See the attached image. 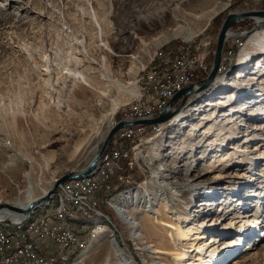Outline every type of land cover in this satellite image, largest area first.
Instances as JSON below:
<instances>
[{
    "label": "rangeland",
    "instance_id": "1",
    "mask_svg": "<svg viewBox=\"0 0 264 264\" xmlns=\"http://www.w3.org/2000/svg\"><path fill=\"white\" fill-rule=\"evenodd\" d=\"M202 1L211 10L219 11L203 32H198L201 21H189L185 30L188 34H193L191 40L179 35L159 44V36L143 35L141 39L139 35L134 42V53L131 54L137 58V62L132 57H118L117 49L114 50V40L121 37L120 32L125 33L121 38L130 40L128 32L135 12L145 9L153 11L158 2L0 0V205L12 203L18 197L24 198L29 183L38 195L55 179L86 169L94 156V146L84 150L85 143L96 133L97 141L101 140L99 150L102 148L111 131L108 130L107 122L103 121L104 117L109 115L114 126L124 120L122 112L139 95V84L146 77L147 69L155 57L165 54L167 49L200 42L203 53L212 63L219 31L227 14L231 11L264 10V0H231L226 8H223L226 0ZM94 10L101 19L102 27L94 19ZM253 27V21L245 20L235 28L239 32H245ZM249 36L228 43L226 53L232 43L235 48L227 69H220L216 81L207 91L188 100L182 112L186 116L183 124L173 122L174 120L165 123L158 131L148 130L132 145L137 146L134 153L140 166L134 170L127 167L126 173L131 176L129 182H116L114 186L111 185L113 187L110 193H100V200L103 202L100 210L111 218L107 216L112 221L110 225H114L112 234L116 235L115 238L126 255L133 257L138 264H144L143 258L146 262L150 259L140 255L136 249L137 241L129 236L130 229L123 224L108 201L139 190L141 194H146L141 200L142 206L159 204L161 200L166 202L169 196L161 186L170 185L172 181L180 184L184 180L183 175L178 174L175 179L172 174L174 170H183L185 164L195 166L190 178L199 170L206 169V166L211 169L218 166L216 170L221 172L222 178L217 184L213 183V174L206 178V184L212 187L208 194L217 193L216 199L226 198L222 207L228 208L218 213L217 202L214 207H210L212 210L207 216L202 214L201 218L195 219L204 223L205 228L213 223L215 230L208 234L219 237L221 243H224L221 248L229 249L227 261L221 260L219 264H234L236 259L244 260L246 256L254 254L264 264V233L259 232L263 229L264 222V93L259 95L257 88H253L238 97L251 81L257 83L258 87L259 81L251 78L258 76L260 70H263L255 65V60L244 67L238 65V56ZM236 40L238 42L234 43ZM76 59L86 60L85 69L95 80L105 76L119 85L109 87L111 96L108 97L105 108L102 106L103 99L96 92L90 91L86 98H81V86L74 85L69 78V69L81 70V66L74 63L78 61ZM260 60L264 65V56ZM134 62L143 67L138 72L137 84L130 85L128 72L131 69L135 71L140 66ZM238 71H242L244 77L235 80ZM205 78L206 76L201 80ZM75 92L79 93L78 99ZM225 97L228 98L223 101L234 103L235 107L252 106L257 116L250 113L252 109L243 117L221 111L217 102ZM257 100L261 103L256 106L251 104ZM204 115L211 116L210 122L205 123H208L206 126L201 120ZM234 136L238 139H233ZM196 144L200 145L197 150ZM231 147L235 149H230ZM229 155L230 159H226ZM201 156L205 159H199ZM167 176L173 178L166 179ZM242 187H245L244 190L237 196ZM246 195H254V198L245 199L242 209L229 208L232 199H242ZM211 200L210 197L195 200L192 211L201 201ZM47 204L35 210L34 221H39L48 211L56 209L58 201L54 200L50 209L39 210L46 208ZM139 204L137 202L134 207ZM205 208L209 209V206L205 205ZM246 210L257 219L261 218L260 222H255L257 231L255 228L251 230L247 222L255 218H236L235 214H245ZM134 217L142 219L145 231L152 232L146 228L144 213L137 211ZM208 217L214 219L207 222L205 218ZM237 221L240 223L234 224ZM116 225L119 232L115 229ZM231 229L234 230L231 235L222 236ZM151 236L155 237L154 234ZM91 241L90 237L85 238V245L77 250L80 253L76 255L75 251L70 255L73 262L71 264H76ZM237 244L242 247H236ZM254 244L257 250L250 249ZM235 247L239 249L233 251ZM206 256H210V252ZM208 259L214 261L211 263L218 261L214 256ZM106 261H116L111 246L108 245L92 253L84 264H101ZM162 264H178V261L167 256Z\"/></svg>",
    "mask_w": 264,
    "mask_h": 264
},
{
    "label": "bare ground",
    "instance_id": "2",
    "mask_svg": "<svg viewBox=\"0 0 264 264\" xmlns=\"http://www.w3.org/2000/svg\"><path fill=\"white\" fill-rule=\"evenodd\" d=\"M230 1L231 0H226L223 4V8L228 7ZM152 2L159 3L157 4V6H154L155 9L153 11H149L145 9L144 11L135 12V18L133 19L131 29L128 32V35L130 36L129 38L130 40H127V38H121L125 35V33L123 32L119 33V36H121L120 38L114 40L115 41L114 50L117 49L118 57L120 58L132 57L131 54L134 53V49H135L134 42L136 39L139 38V35L141 36V39L143 38V35L146 37L159 36V40H160L159 44L163 42H168L169 40L178 37L179 35H184L186 40H191L194 37L193 34H188L187 31L185 30V26H188L189 21H201L202 23L200 24L201 26L198 28V32H203L209 26L213 18L219 13L218 10H211L210 8L206 7L202 0H152ZM197 8L201 9V11H199ZM94 19H96L97 24L100 27H102L100 21L101 19L97 15L96 10H94ZM253 23H255L258 28L255 29L250 34L249 38L246 40L244 47L238 56V65L240 67H244L247 64H249V62L251 61L253 62V60H255L257 62L255 65L261 67L263 70H260L258 76H254V78H251V80L259 81L258 87L256 86L257 83L251 81L249 84L246 85L247 86L246 89L245 90L243 89L241 91L238 97H240V95L247 94V92H249L253 88H257L259 95H262L264 93V65H263V61L260 60V57L264 56V29H262L264 25L261 24V20L259 18H256V20H254ZM235 27L230 31V36L239 32L236 30ZM144 39L146 38L144 37ZM235 39H245V38L242 37L229 38V40L226 43L224 53L226 52V47L228 43ZM132 58L135 59V61H137V58L134 57ZM78 61L74 63L80 65L81 70L69 69L68 72L69 78L72 80L74 85L81 86V92H82L81 98L83 97L86 98V95L90 91L96 92L97 94H99L100 98L103 99L102 106L103 108H105V105L107 104L106 103L107 99L109 96H111V94H109L110 93L109 89L111 88L109 87L114 88L115 85L118 87L119 85L117 84L116 81L112 82V80L108 79L105 76L101 77L100 80H95L93 77L90 76V74H88L87 69H85L87 63L86 60L84 59V60H80V62ZM137 62L134 63H136L137 66L140 65ZM142 67L143 65H140L137 70L133 71V69H131L128 72L130 85L137 84L136 83L138 78L137 75L139 70L142 69ZM243 77H244L243 72L238 71L235 75V80H240ZM193 83L198 84L199 80ZM77 93L75 92L74 94L78 99L79 93L78 94ZM228 97H231V95ZM228 97H225L221 99V101L217 102V105H219V109L221 111L228 113L232 116L237 115L243 117L245 116L246 112H249V110L252 109L251 108L252 106L235 107L234 103L223 101ZM74 99L76 101V98ZM80 103H82V101H80ZM253 103L254 106H256L257 104L261 103V101L257 100L252 102L251 104ZM208 106H212V105L208 104ZM257 108L260 107L257 106ZM182 112L173 119L174 121L173 120L172 121L178 123L182 122L183 124V121L186 120L185 118L186 116ZM250 113L257 116L255 114L256 111L254 109H252ZM108 117L109 115H106L103 121L107 122L108 130L110 129L112 130L114 124L112 120L109 119ZM201 120L206 126L208 123L207 124L205 123L207 121L210 122L211 116L204 115L201 118ZM203 123L201 124V127H203ZM235 138L238 139L236 136H234L233 139ZM97 139L98 137L95 133L87 140L84 146V150H86L87 148L90 149L91 147L94 146V156L91 159L90 163L98 156L101 150V149L99 150V145L101 140L97 141ZM222 144L223 146H225L224 143ZM195 146L197 147L195 148L197 150L200 145L196 144ZM195 149H192V151ZM230 149H235V148L231 147ZM230 157L231 155L227 156L226 159H230ZM199 159H205V157L201 156ZM183 167H185L183 170H179V171L174 170L172 174L174 175L173 177L175 179L178 176V174L183 175L184 180H182L180 184L177 181H172L170 185L163 184V186H161L164 189L165 193H167L169 196L166 202L164 200H161L159 204L151 203L148 206H142L143 202L141 200H143L146 197V194H141V192H138L139 190L124 193L108 201L110 202V205H112L113 208L116 210V213L119 216L120 220L123 222V224H125L127 228L130 229L129 236L133 240L137 241L138 247L136 246L137 247L136 249L140 252V255H142L146 259L147 258L150 259L147 260L146 262L145 259L143 258L144 264H162L163 260L165 261L167 259V256L174 257L178 261V264H207L214 262L208 259L209 257H213V256L216 257L218 261L216 263H211V264H219L221 260L224 261L226 259L225 261H227L228 259L226 258V255L228 254L229 249L221 248V246L224 244L221 243L222 240H219V237L217 236H210L208 234L211 230L212 232L215 230L214 224L212 223L213 225L212 224L208 225V228H205L204 223L195 220L196 217L201 218L202 214L207 216L208 215L207 213L212 210L211 208L214 207L217 202L219 203V206L217 205L218 210H216L218 211V213L226 211V208H228V207H222V205L226 201V198L216 199L217 193H214V195L213 193L208 194V192L211 190L212 187L206 184V178H208L212 174L215 175V179L213 180L214 181L213 183L217 184L219 180L222 178L221 172L216 170L218 166H215L212 169L209 168V166L208 167L206 166V169H203L201 171L199 170L197 174H195L192 178H190L189 175L194 171L195 166L191 164L190 165L188 164V166H186L185 164ZM86 169H82L78 172H71V173L81 174L85 172ZM105 173H106V166L99 165L98 169L92 176L84 179L73 180L72 182L69 181V182H71V185H75V186H87L88 184H94L96 183L97 180L102 179ZM172 178H169V176L166 177V179H172ZM57 179H55L54 182L47 189L43 190V192L38 195L35 194V190L32 188L31 184L29 183V186L25 192L26 195L23 196L24 198L18 197L12 203L1 204V205H11L13 207H17L20 209H28L32 204H36V206L33 209L39 208L40 206L38 205V203L42 202L43 199H45L49 195ZM62 185L60 186L61 188L59 187L60 190L58 189L59 192L57 191L54 198L52 199L51 197L46 202L48 203L47 206H45L46 208H41L39 210H47L48 208L50 209L52 207L53 201L57 200L58 206L56 207V209L59 208V216L61 222L91 230V232L88 234V238L90 237L92 241L78 257V259L76 260V264H84L85 260L92 253L97 251L102 246H106V245L111 246V249L113 251V256L115 257L116 261L111 263L106 261L105 263L102 262L101 264H138L133 257H129L128 255H126V253L120 247L119 243L115 238L116 235L114 236V234H112L114 233V231L112 230V227H114V225L113 224L112 226L110 225L112 221L107 216L105 215H99L97 217L85 216L84 213H79L77 211H70V200L67 194V187H62ZM169 186L171 187L169 188ZM112 187H110L108 190H105L104 193L105 192L110 193ZM244 188L245 187L239 189L240 191L238 192L237 196L241 194ZM253 196L254 195H246L245 198L242 199L239 198L232 199L229 208L234 209L235 207H237L239 209H242V207L245 206L244 205L245 199L246 200L253 199L254 198ZM202 197L203 198L210 197V199L212 200L207 201L208 203L201 201L193 212L191 209L193 203L195 202V200ZM51 199L53 201L49 203ZM137 202H139L140 204L137 205V207H134V205ZM43 204L41 203L40 205ZM205 205H208L209 209L205 208ZM139 206H142L143 208L142 207L139 208ZM137 211H141V213H144V217H146V222H147L146 228L150 229L154 233L151 232L152 233L151 234L148 231H145L146 229L142 224L143 222H141L142 219H136L134 217ZM246 211L247 213L245 214L242 213V215L240 213L235 214L236 218L237 219L255 218L253 220L249 219L247 222L250 224L249 228L251 230L252 228L253 229L255 228L257 231L258 227L255 225V222H260L261 218L257 219L255 215H251L252 213H250L249 210ZM33 213L30 214L32 216L29 219H27L29 216L28 215L26 219L21 222V226L23 227V230H31L33 226L39 224V221L33 220V217L36 212L34 211ZM8 218H12L14 220H20V219L22 220V217H20V215L13 214L9 210L5 209L0 213V230H5L4 219H8ZM213 219L214 218H209V217L205 218L207 222H211ZM235 223H240V221L234 222V224ZM262 225H263L262 226L263 229H261L259 232L263 231L264 233V222L262 223ZM97 228H103V229H97ZM232 230L233 229L229 230L228 233L226 232L222 236L228 237L234 231ZM153 234L157 238L151 236ZM11 238L21 239V231L17 230V228H9L8 230H5L4 244H11ZM84 245H85V239L83 241L82 247ZM24 246H31V238H24ZM236 247H242V246L241 244H237ZM236 247L233 249V251L239 249ZM250 249L257 250L255 248V244L251 246ZM209 252H210V256L207 257L206 254H208ZM70 255L72 254H67V256L62 257V264H71L72 257ZM43 256H45V249L36 248V257H43ZM255 256L256 254H254L253 256H248V257L246 256L244 260L236 259L234 261V264H261L260 262L262 259L260 260V258H256ZM184 258H187V260H184ZM42 264H51V263H42Z\"/></svg>",
    "mask_w": 264,
    "mask_h": 264
},
{
    "label": "built area",
    "instance_id": "3",
    "mask_svg": "<svg viewBox=\"0 0 264 264\" xmlns=\"http://www.w3.org/2000/svg\"><path fill=\"white\" fill-rule=\"evenodd\" d=\"M234 48L232 43L229 51L223 55L220 69H227ZM174 50V53L166 50L165 54L155 57L146 77L139 84V95L122 112L124 120L156 116L178 92L209 74L212 63L200 44L189 43ZM164 124L139 125L119 131L99 163L106 166L102 179L87 186H75L68 182L63 184L62 187H67L70 211L84 213L85 216L106 215L100 210L103 203L100 192L108 190L116 182H129L131 176L126 173L127 167L134 170L140 166L134 153L137 146L132 145L148 130L155 131ZM4 221L5 230L17 228L21 231V239L11 238V244H4L5 230H0V264H62V257L82 247L84 239L91 232L61 222L59 208L40 217L39 224L31 230H23L19 220L8 218ZM116 229L119 232L117 225ZM24 238H31V246H24ZM36 248L45 249V256L36 257Z\"/></svg>",
    "mask_w": 264,
    "mask_h": 264
},
{
    "label": "water",
    "instance_id": "4",
    "mask_svg": "<svg viewBox=\"0 0 264 264\" xmlns=\"http://www.w3.org/2000/svg\"><path fill=\"white\" fill-rule=\"evenodd\" d=\"M256 18H259L261 20V24L264 25V10H246V11L229 12L224 22L221 25L217 44H216V49L213 55L211 69L209 74L206 76V78L199 81L198 84L192 83L186 86L182 91L178 92L169 101L168 105L165 108H163L156 116L142 118V119H135V120H122L116 123L113 129L109 132L98 156L89 164L85 172L81 174L69 173L57 179L49 195L45 199H43L42 202H39L38 205L41 207L42 206L40 205L41 203L42 204L46 203L51 197L53 199L54 195L57 193L59 187L62 184L69 181L84 179L92 176L98 169L99 163L102 157L104 156V154L106 153L107 149L109 148L113 138L119 131L133 126H139V125L153 126V125H159V124L171 122L177 115H179L184 110L190 98L195 97L201 94L202 92L206 91L212 85L215 79L218 77L219 70L221 68V64L223 60L225 46L229 38H235V37L246 38L258 27L254 23V27L250 31L243 33L237 32L232 36H230V31L234 29V27L238 25L240 22L245 20H251L254 22ZM35 206L36 204H32L28 209H20L17 207H13L11 205H0V213L5 209L9 210L13 214L20 215V217H22V220L20 219L19 221L22 222L26 219L28 215L32 214L37 209V208L33 209Z\"/></svg>",
    "mask_w": 264,
    "mask_h": 264
},
{
    "label": "crops",
    "instance_id": "5",
    "mask_svg": "<svg viewBox=\"0 0 264 264\" xmlns=\"http://www.w3.org/2000/svg\"><path fill=\"white\" fill-rule=\"evenodd\" d=\"M196 44H200V42H196ZM201 45V44H200ZM168 50V52H175V50L174 49H167Z\"/></svg>",
    "mask_w": 264,
    "mask_h": 264
},
{
    "label": "trees",
    "instance_id": "6",
    "mask_svg": "<svg viewBox=\"0 0 264 264\" xmlns=\"http://www.w3.org/2000/svg\"><path fill=\"white\" fill-rule=\"evenodd\" d=\"M114 183V182H113ZM115 185V183L113 184V186ZM115 188V187H114ZM115 190V189H114ZM114 190L112 191V193L114 192ZM80 253V250L76 252V255H78Z\"/></svg>",
    "mask_w": 264,
    "mask_h": 264
}]
</instances>
